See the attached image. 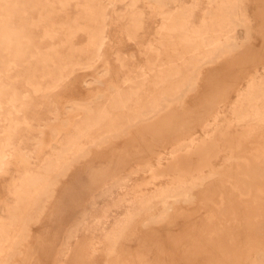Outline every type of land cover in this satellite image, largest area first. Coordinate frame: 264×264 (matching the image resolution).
I'll use <instances>...</instances> for the list:
<instances>
[{"label":"rangeland","instance_id":"obj_1","mask_svg":"<svg viewBox=\"0 0 264 264\" xmlns=\"http://www.w3.org/2000/svg\"><path fill=\"white\" fill-rule=\"evenodd\" d=\"M0 264H264V0H0Z\"/></svg>","mask_w":264,"mask_h":264},{"label":"bare ground","instance_id":"obj_2","mask_svg":"<svg viewBox=\"0 0 264 264\" xmlns=\"http://www.w3.org/2000/svg\"><path fill=\"white\" fill-rule=\"evenodd\" d=\"M7 123V122H6ZM14 218V217H13Z\"/></svg>","mask_w":264,"mask_h":264}]
</instances>
